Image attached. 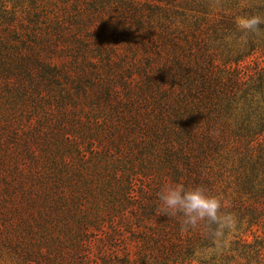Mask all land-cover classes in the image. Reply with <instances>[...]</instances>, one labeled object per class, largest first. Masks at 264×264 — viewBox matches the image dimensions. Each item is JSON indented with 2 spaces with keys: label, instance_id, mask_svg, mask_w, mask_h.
<instances>
[{
  "label": "trees",
  "instance_id": "16d2710c",
  "mask_svg": "<svg viewBox=\"0 0 264 264\" xmlns=\"http://www.w3.org/2000/svg\"><path fill=\"white\" fill-rule=\"evenodd\" d=\"M213 3L0 0V87L36 131L23 140L31 166L15 161L12 178L22 210H33L28 229L38 230L44 261L106 264L92 258L97 241L118 235L125 244L129 235L135 251L124 248L123 261L111 252L113 264H186L211 239L208 227L185 228L179 215H162L156 193L182 183L211 194L221 169L214 162L232 149L264 183V39L255 44L248 33L249 53L217 64L203 30L180 21L187 11L210 15ZM245 57L251 69L241 66ZM239 115L234 128L229 119ZM46 132L58 143L54 168H68L75 148L85 162L79 173H40L36 183L25 174L43 168L32 139ZM88 157L95 171L106 164L105 175L87 173ZM252 198L241 204L242 216L264 226V187ZM234 245L245 260L234 264H264V240L257 249L241 239Z\"/></svg>",
  "mask_w": 264,
  "mask_h": 264
},
{
  "label": "rangeland",
  "instance_id": "374dc122",
  "mask_svg": "<svg viewBox=\"0 0 264 264\" xmlns=\"http://www.w3.org/2000/svg\"><path fill=\"white\" fill-rule=\"evenodd\" d=\"M213 2V6L208 7V10L212 12L210 15L204 16L200 12L187 11L184 16L180 17V21L184 22L186 29L189 28L188 25H197L199 30H203L204 33L200 34L204 37L207 48L210 46L211 51L215 55L216 63L221 64L226 61H233L238 56L246 55L247 52L249 53V48L245 47V44L248 42L247 34L250 32L241 30L237 21L239 18L249 15H258L262 18L264 15V0H213ZM231 23L235 24L233 29H230ZM252 34L255 44L264 39V30H258L252 32ZM188 36L191 37L190 35ZM250 64L249 57H245L241 62V66L248 69H251ZM239 101L235 106L241 107L243 105ZM17 103L18 99L14 96H9L5 87H0V146L4 147V150L2 148L3 152L0 151V264H52L41 259L42 252L37 250V245L40 244L38 243L40 240L39 233H37L38 230L36 229V233H32L28 229V225L32 221L29 215L33 213V210L30 209V214L27 209L22 210L25 203L24 201L22 203L21 188L14 183L12 178L14 176L16 179L15 175H17L12 173V169L15 168V161L19 163L25 162L27 167L31 166L30 158L22 148L25 144L23 140L30 136L32 137L36 133L34 127L27 128L28 116L24 115V113L22 115L18 113V108L21 111L23 109L18 107ZM240 116L229 119L234 128L239 124V118H242ZM16 118L19 119L20 125L16 122ZM16 130L19 132L15 133ZM49 134L46 132L44 134L45 137L42 138L40 135H36L35 139H32L36 153L39 155L44 154L41 156L42 165H40L43 168L40 171H36L32 167L26 168L28 173L26 171L25 174L31 175V181L35 180V183L38 181L40 173H79L77 172L78 169L85 163L83 158H80L77 149L72 148L69 151L73 152L70 159L73 162L69 163L68 168L59 170L54 168L56 162L53 158L56 155L53 152L58 143ZM46 138L49 143L47 145L45 143L47 142ZM88 148L87 141H84L83 150H88ZM235 151V149H232L229 153H226L221 163L219 161L214 162L221 167L219 171L214 169L220 176L215 178L216 187L209 194L216 196L220 200L221 213H231L234 217L233 226L225 233L227 246L222 250H218L215 242L212 239H208L205 244H197L193 248V252L185 260L186 264H234L235 261L245 263L244 258H240L243 250L238 248L237 251H233L234 242L237 239H241L244 240L246 245L257 249L259 248L257 244L264 240V226L261 224L250 225L249 217L242 216L243 208L241 205L243 202L251 203L254 193L264 187V183L258 185V181L262 176H258L256 170L250 167V163L247 162L244 155L237 154ZM103 154H100L102 158L104 157ZM84 155L86 154L84 153ZM262 155H264V150ZM114 159L115 161H122L118 157ZM92 162L93 159L88 157L86 163L90 165L83 166L88 167L87 173L91 174L92 177H94V173H106L104 172L106 169L105 163L97 164L95 167L97 170L95 171L91 167ZM104 175V178H109V176ZM49 176L53 177V174ZM31 181H28L27 185ZM205 223L207 225V222ZM211 227L214 228L215 225ZM90 231L95 234L92 235L95 239H99L102 236V233L95 231L92 226ZM118 239L119 236L115 235L111 241H97L98 246L94 249L92 258L97 256L102 258L106 264H113L116 260L109 258L111 252L118 250L116 256L119 261H123L124 248L129 251H135L137 244L133 242V237L128 235L125 244L122 241H118ZM66 243H69V241L67 240ZM112 244L113 247H111ZM100 246L101 252L99 251ZM43 253H45V250H43ZM100 253L103 256H100ZM104 253L108 256H105ZM261 253L264 256L263 250H261ZM97 261L101 263L100 260ZM117 264L120 263L118 262ZM136 264H139V262Z\"/></svg>",
  "mask_w": 264,
  "mask_h": 264
},
{
  "label": "clouds",
  "instance_id": "9594fccd",
  "mask_svg": "<svg viewBox=\"0 0 264 264\" xmlns=\"http://www.w3.org/2000/svg\"><path fill=\"white\" fill-rule=\"evenodd\" d=\"M238 27L244 32H255L264 23L258 15L241 17L237 21ZM161 205V214L164 216L181 217L185 228H195L202 222H207L211 239L215 242L216 249L222 250L227 246L225 233L234 224L231 213H221V202L213 195L206 193L200 186L186 187L182 183H169L156 193ZM215 225L214 228L211 226Z\"/></svg>",
  "mask_w": 264,
  "mask_h": 264
}]
</instances>
